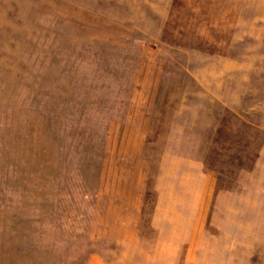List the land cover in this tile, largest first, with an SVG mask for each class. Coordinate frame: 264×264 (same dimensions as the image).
Masks as SVG:
<instances>
[{"label": "rangeland", "instance_id": "obj_1", "mask_svg": "<svg viewBox=\"0 0 264 264\" xmlns=\"http://www.w3.org/2000/svg\"><path fill=\"white\" fill-rule=\"evenodd\" d=\"M250 247L264 0H0V264H238Z\"/></svg>", "mask_w": 264, "mask_h": 264}, {"label": "crops", "instance_id": "obj_2", "mask_svg": "<svg viewBox=\"0 0 264 264\" xmlns=\"http://www.w3.org/2000/svg\"><path fill=\"white\" fill-rule=\"evenodd\" d=\"M258 227L254 226V230H257ZM256 241V240H255ZM254 247V246H253ZM248 250V253L242 252L243 254H240V251H238V264H240L243 261H250L254 262L255 264L260 263L264 264V250H257L256 248L245 249V251ZM243 255V256H242ZM246 256V257H245ZM262 260L263 262H260Z\"/></svg>", "mask_w": 264, "mask_h": 264}]
</instances>
